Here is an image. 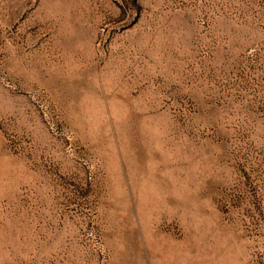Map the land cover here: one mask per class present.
<instances>
[{
	"label": "rangeland",
	"instance_id": "rangeland-1",
	"mask_svg": "<svg viewBox=\"0 0 264 264\" xmlns=\"http://www.w3.org/2000/svg\"><path fill=\"white\" fill-rule=\"evenodd\" d=\"M0 264H264V0H0Z\"/></svg>",
	"mask_w": 264,
	"mask_h": 264
}]
</instances>
